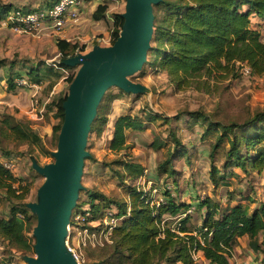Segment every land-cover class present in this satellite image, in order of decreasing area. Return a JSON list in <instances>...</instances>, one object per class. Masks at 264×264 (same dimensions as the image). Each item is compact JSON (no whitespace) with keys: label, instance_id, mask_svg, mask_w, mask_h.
<instances>
[{"label":"rangeland","instance_id":"1","mask_svg":"<svg viewBox=\"0 0 264 264\" xmlns=\"http://www.w3.org/2000/svg\"><path fill=\"white\" fill-rule=\"evenodd\" d=\"M46 0H0V3H12L16 6H41ZM104 1V0H102ZM124 0H110L108 14L124 11ZM92 20H89L91 23ZM101 27L89 25L77 38L85 43V51L94 44L109 45L110 19L100 22ZM68 22L62 30L48 28L39 32L14 33L8 27L6 16L0 17V59L17 64L13 70L24 73L20 63H38L59 60L56 40L65 36L64 30L71 26ZM255 25L264 41V19L253 17ZM67 36V35H66ZM243 64L246 62H242ZM244 65V66H245ZM241 64L235 63L230 71H213L212 74L199 78L188 86L176 87L170 82L165 71L146 68L144 73L135 72L130 76L134 82H140L147 87L140 93L122 92L116 86L106 90L103 104V114L108 116V122L100 133L88 134L86 149L91 158L84 160L81 184L84 191L81 201L86 200L87 191H98L111 199L110 209L118 210L117 203L129 204V188L150 192L153 202L164 200L165 190L169 189L174 196L185 202L196 203L197 197L209 196L222 207L234 201L247 202L254 207L264 201V172L249 171L244 173L233 163L226 166L229 139L234 132H240L236 125L248 120L256 111L264 110V76L254 73L242 74ZM7 66L0 68V74ZM78 66L62 71V77H48L36 87L19 85L13 90L7 88L4 78H0V160L14 161L11 170L16 176L31 181L26 200H36V189L44 177L31 167V157L40 164L53 160L51 151L56 147L55 133L52 127L58 118L54 109L48 108L47 103L58 95L67 92L68 83L63 79L71 72L75 74ZM24 75V74H23ZM25 79V77H23ZM21 78L17 81L19 82ZM50 81L52 83H50ZM29 83V82H28ZM33 83L34 82H30ZM123 113L136 114L143 122L138 130H130L127 146L123 150L113 151L108 147L112 134L114 119ZM201 113V116L198 114ZM180 114L181 117H178ZM196 117H192L193 115ZM28 125L40 137L38 143H25L15 138L7 126V121ZM216 123L232 124L233 130L228 132L219 146L216 139L222 128ZM211 132L206 133V129ZM173 134L187 150V155L178 157L175 151ZM6 153L8 155H6ZM124 160L140 162L144 167L138 177H128L123 169ZM168 161L166 164L165 162ZM162 168H158V166ZM163 165L166 171H163ZM212 165L216 166V182L210 180ZM173 168V174L169 170ZM228 173V174H226ZM219 176V177H218ZM221 176V177H220ZM177 188L174 189L173 184ZM229 196V198H228ZM87 204L75 207L76 214L86 210ZM9 203L0 198V218L8 215ZM193 219L199 222L198 214L191 211ZM175 216L164 214V220L174 225ZM75 217L71 223V231L66 242L78 255L79 264L96 262L102 259L103 248H95L96 244L108 241V232L89 229L78 224L81 229L87 227L95 233V237L79 235L75 229ZM34 221L27 224L25 235L32 237ZM98 226L97 223H89ZM34 256L33 250L17 251L6 240L0 237V264H27L22 255ZM100 254V257H99ZM102 255V256H101ZM195 264H208L201 252L194 253ZM231 264H264L263 255L252 250L247 236H239L230 257Z\"/></svg>","mask_w":264,"mask_h":264},{"label":"trees","instance_id":"2","mask_svg":"<svg viewBox=\"0 0 264 264\" xmlns=\"http://www.w3.org/2000/svg\"><path fill=\"white\" fill-rule=\"evenodd\" d=\"M56 1L46 0L37 7L0 3V17L14 10L25 12L33 8L49 7ZM106 9V3L97 4L92 18L101 19ZM153 13L154 31L146 61L139 70L141 73L146 68L165 71L170 82L181 87L198 82L199 78L213 71L233 70L239 61L246 62L251 73L264 76V41L259 29L253 25V17L260 21L264 19V0H160L153 5ZM112 20L111 43L122 27L121 12H114ZM56 48L59 60L26 65L20 63L24 73L13 70L17 61L6 62L0 59V68L5 69L7 66L0 78L5 79L9 90L19 86L17 80L23 77L34 83H41L48 77L57 80L62 77V71L72 68L60 63V60L83 51L85 45L57 38ZM73 76L71 72L63 79L69 84ZM105 94L106 91L98 104L89 133H100L108 122V116L102 112ZM66 96L67 92H64L47 103V107L54 109V115L58 118L52 127L56 144L64 115L62 103ZM5 121L10 133L18 140L35 144L40 142V137L28 125ZM216 125L223 130L215 142V146H219L234 128L232 124ZM142 126L143 122L136 114H119L112 123L108 147L113 151L125 149L128 147L129 131L138 130ZM235 128H239L240 132H234V136L229 139L226 166L233 163L244 173L252 170L264 172V110L256 111ZM206 130V133L211 132L208 128ZM173 139L176 147L172 155L175 152L178 157L187 155L186 148L175 134ZM89 158L90 155L85 159ZM123 169L126 176L138 177L144 167L140 162L124 160ZM163 171H166L164 165ZM174 171L171 168L169 173L173 174ZM216 173V166L212 165L209 176L215 183ZM30 185L31 181L16 176L0 161V198L9 203L8 215L0 218V237L17 251H34V240L24 233L31 219L36 224L35 214L26 206ZM173 187L177 188L176 183ZM82 191L84 188L79 190L75 207L88 205L86 210H80L83 226L109 231V240L94 246L103 248L101 254L105 256L87 264H195L196 252H201L208 264H231L230 257L239 236H247L250 248L261 253L264 259V201L254 207L240 201L226 203L222 207L215 199L204 196L197 197L192 206V202L180 200L179 196H174L167 189L164 200L153 202L150 192L133 186L129 188V204L117 203L118 210L114 213L117 222L108 230L102 220L112 200L101 192L88 190L86 200L81 201ZM191 211L198 214L199 222L193 219ZM77 212L75 208L72 210L71 223ZM164 214L175 216L174 225L164 220ZM93 222L98 226L89 225Z\"/></svg>","mask_w":264,"mask_h":264},{"label":"water","instance_id":"3","mask_svg":"<svg viewBox=\"0 0 264 264\" xmlns=\"http://www.w3.org/2000/svg\"><path fill=\"white\" fill-rule=\"evenodd\" d=\"M160 0H125L119 35L109 45L94 44L86 52L62 58L68 67L78 66L62 103L63 121L53 160L40 164L31 157V167L44 177L36 189V200L26 206L36 216L32 228L34 256L24 254L27 264H79L67 248L66 237L76 206L87 137L98 104L105 91L116 86L128 93L147 87L130 76L146 61L154 31L153 5Z\"/></svg>","mask_w":264,"mask_h":264},{"label":"built area","instance_id":"4","mask_svg":"<svg viewBox=\"0 0 264 264\" xmlns=\"http://www.w3.org/2000/svg\"><path fill=\"white\" fill-rule=\"evenodd\" d=\"M79 0H57L49 7L45 8H33L28 11L14 10L10 13H7L6 21L10 31L14 33H27L30 31L39 32L48 28H56L57 30H62L68 22L75 21L78 16V12L76 11V6L78 5ZM237 63L241 64L240 72L242 74L250 73V67L246 66L245 63L237 61ZM245 65V66H244ZM20 85H31L32 88L40 85V83H28V81L24 78L18 82ZM2 165L9 169L10 171L14 167V161L12 160H2ZM114 211L108 210L104 217L103 223L107 226L108 230L111 229V226L117 222V218L114 215ZM21 216V214H19ZM75 224L77 227L75 228L79 235H83V237H87L85 235L95 237V233L89 230L87 227L79 228L78 224L82 222V214H76L75 216ZM84 224V223H83ZM71 231V222L68 225V234ZM68 236V235H67ZM67 238V237H66ZM67 248L72 252L75 259L78 261V255L74 252L73 248L69 246L66 242Z\"/></svg>","mask_w":264,"mask_h":264},{"label":"crops","instance_id":"5","mask_svg":"<svg viewBox=\"0 0 264 264\" xmlns=\"http://www.w3.org/2000/svg\"><path fill=\"white\" fill-rule=\"evenodd\" d=\"M110 0H79L78 5L76 6V11L78 12L77 19L75 21H72V25L67 27L63 32L65 36L59 37V38H65L67 40H72V41H77L73 38L75 35L77 38H81V36H78V33H82L89 25H91L93 28H99L101 27L100 22L104 21L105 19H110L111 23L113 22L112 20V14H108V2ZM99 3H106L107 4V9L104 12V15L101 19L99 20H94L92 18V12ZM89 20H92L91 23ZM67 35V36H66ZM79 44H84L85 43H80ZM86 47V45H85ZM85 50V49H84ZM83 50V51H84ZM80 51V52H83ZM86 52V51H85ZM66 71V70H65ZM42 83V82H41ZM1 161V160H0Z\"/></svg>","mask_w":264,"mask_h":264}]
</instances>
